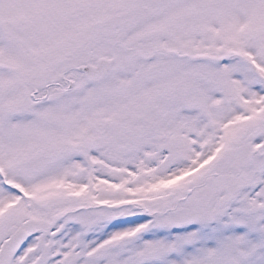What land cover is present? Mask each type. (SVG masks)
I'll list each match as a JSON object with an SVG mask.
<instances>
[{"label":"snow or ice","instance_id":"snow-or-ice-1","mask_svg":"<svg viewBox=\"0 0 264 264\" xmlns=\"http://www.w3.org/2000/svg\"><path fill=\"white\" fill-rule=\"evenodd\" d=\"M0 264H264V0H0Z\"/></svg>","mask_w":264,"mask_h":264}]
</instances>
